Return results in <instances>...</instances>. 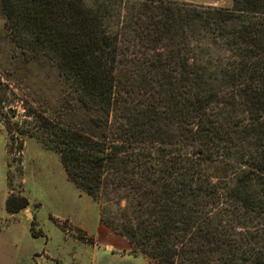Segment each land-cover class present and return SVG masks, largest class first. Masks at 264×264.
Listing matches in <instances>:
<instances>
[{"label":"trees","instance_id":"1","mask_svg":"<svg viewBox=\"0 0 264 264\" xmlns=\"http://www.w3.org/2000/svg\"><path fill=\"white\" fill-rule=\"evenodd\" d=\"M61 110L37 137L150 264H264V0H0ZM8 196L5 209L26 208ZM31 232L36 236L34 222Z\"/></svg>","mask_w":264,"mask_h":264},{"label":"rangeland","instance_id":"2","mask_svg":"<svg viewBox=\"0 0 264 264\" xmlns=\"http://www.w3.org/2000/svg\"><path fill=\"white\" fill-rule=\"evenodd\" d=\"M178 1L223 7L232 3V0ZM62 92L55 68L45 62L28 60L22 54L6 30L0 12V123L8 130L6 133L0 126V214L10 195L25 196L29 201L21 213H3L6 264L21 258L24 246L30 242L39 252L48 250L60 264H90L92 248L88 243L97 250H103L106 243L100 230L97 203L67 178L58 154L29 135L35 129L34 114L49 117L58 114ZM31 222L44 235L34 236L32 240L26 229ZM65 225L71 230L66 231ZM73 233L79 238L91 237H85L88 243L82 248L74 242ZM55 259L49 263L56 264ZM132 264L150 262L139 255Z\"/></svg>","mask_w":264,"mask_h":264},{"label":"crops","instance_id":"3","mask_svg":"<svg viewBox=\"0 0 264 264\" xmlns=\"http://www.w3.org/2000/svg\"><path fill=\"white\" fill-rule=\"evenodd\" d=\"M6 211L5 205L4 209L2 210V213L0 214V264H6L5 263V251H4V242H5V237H4V230L5 227L1 223V219L4 216V212ZM22 212V211H21ZM18 212V213H21ZM98 213H99V208H98ZM26 214V213H24ZM100 219V215H99ZM101 222V220H100ZM2 224V226H1ZM101 231L104 236V240L106 241L104 249L103 250H97L94 244L88 243L85 239V237H91V236H86V235H81L82 237L79 238V235L77 233H73L74 236V242H78L83 248L87 243L91 246L92 252L90 254V264H132L133 258H136L139 255H133L130 253L131 251V246L127 241H123L122 239H117L118 236L123 237L112 230H110L108 227H106L102 222H101ZM28 234L30 233L32 236V240L34 235L31 232V223L30 225L26 226ZM61 229V228H60ZM34 230L36 231V236H41L44 235L41 231L37 230V224L34 225ZM65 234L63 229H61ZM84 237V238H83ZM119 238V237H118ZM91 239V238H90ZM93 239V238H92ZM94 240V239H93ZM29 242V241H28ZM30 245V246H29ZM116 245L118 247L116 248ZM55 258L49 255L48 250H41V252L37 251L35 249V246L30 244L24 246L23 249V255L21 258L16 259L13 264H50L52 260ZM75 259V258H74ZM58 259H55L56 264H60L57 262ZM104 261V263H102ZM50 262V263H49ZM78 264V263H76ZM84 264V263H82Z\"/></svg>","mask_w":264,"mask_h":264},{"label":"water","instance_id":"4","mask_svg":"<svg viewBox=\"0 0 264 264\" xmlns=\"http://www.w3.org/2000/svg\"><path fill=\"white\" fill-rule=\"evenodd\" d=\"M0 126L5 130L6 133H8L7 128L2 123H0Z\"/></svg>","mask_w":264,"mask_h":264},{"label":"built area","instance_id":"5","mask_svg":"<svg viewBox=\"0 0 264 264\" xmlns=\"http://www.w3.org/2000/svg\"><path fill=\"white\" fill-rule=\"evenodd\" d=\"M65 230L68 231V230H71L70 228L67 227V225H65Z\"/></svg>","mask_w":264,"mask_h":264}]
</instances>
